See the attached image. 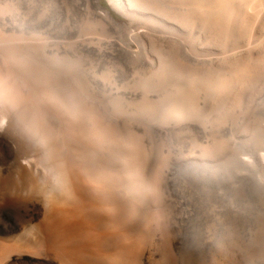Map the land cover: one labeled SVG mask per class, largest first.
I'll use <instances>...</instances> for the list:
<instances>
[{"label": "bare ground", "instance_id": "bare-ground-1", "mask_svg": "<svg viewBox=\"0 0 264 264\" xmlns=\"http://www.w3.org/2000/svg\"><path fill=\"white\" fill-rule=\"evenodd\" d=\"M107 1L121 20L99 0H0V264H184L183 177L217 158L182 136L235 142L261 96L264 0ZM217 98L235 115L203 124Z\"/></svg>", "mask_w": 264, "mask_h": 264}, {"label": "rangeland", "instance_id": "rangeland-1", "mask_svg": "<svg viewBox=\"0 0 264 264\" xmlns=\"http://www.w3.org/2000/svg\"><path fill=\"white\" fill-rule=\"evenodd\" d=\"M99 2L116 20L122 19L109 8L107 0ZM206 25L212 34L219 37L226 34L223 24ZM261 58L262 64H254L247 56L248 66L256 69L255 75L264 74V56ZM242 84L247 88L255 86L249 71ZM231 96L232 104L242 106L244 101L238 91L233 90ZM259 99L255 105L247 97V104H243L247 111L242 120L244 125L237 131L240 138L233 143H229L228 133L208 135L206 142L188 133L182 136L185 146L199 150L196 152L201 151L198 147H205L208 154L211 152L217 158L207 166H188L183 177L187 214L180 254L184 264H264V161L248 157L254 149L264 152V132L248 126L255 117L264 114V88ZM218 101L213 99L211 113L195 112L200 117L197 119L203 124L221 126L226 118L235 115Z\"/></svg>", "mask_w": 264, "mask_h": 264}]
</instances>
